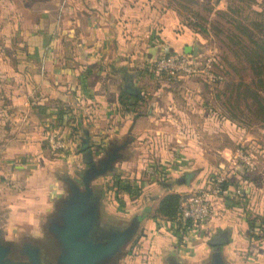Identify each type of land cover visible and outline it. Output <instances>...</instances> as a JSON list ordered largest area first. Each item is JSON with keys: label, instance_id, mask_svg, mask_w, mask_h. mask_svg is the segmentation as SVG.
I'll use <instances>...</instances> for the list:
<instances>
[{"label": "crops", "instance_id": "1", "mask_svg": "<svg viewBox=\"0 0 264 264\" xmlns=\"http://www.w3.org/2000/svg\"><path fill=\"white\" fill-rule=\"evenodd\" d=\"M198 38L185 25L175 0H0V189L17 193L0 226L6 239L19 231L38 235L53 211L61 191L56 178L43 174L56 167L44 138L48 130L58 129L68 139L75 127L84 131L76 132L77 140L70 137L68 153L59 156L71 171L82 172L110 148L125 145L112 173H124L122 183L138 186L136 196L122 190L95 193L100 205L108 204L122 216L123 223L109 224L122 228L136 220V262L159 264L161 258L162 264L168 259L213 264L219 253L223 264H264V242L249 236L247 219L258 216L251 214L249 197L237 198L229 187L211 203L204 222L178 232L177 224L184 225L179 217L174 222L152 218L158 202L170 192L208 187L212 180L197 178L182 187L177 180V189L163 190L158 185L165 180L143 182L145 161L134 158L149 149L141 141L162 133L176 136L167 129L158 131V121L163 120L158 115L164 110L166 123L177 122L169 113L178 89L190 97L199 89L195 78L167 83L153 70V61L162 54H184ZM129 84L140 98L126 91ZM122 95L138 99L135 112L121 109ZM59 110L65 111L61 119ZM82 138L88 141L84 152ZM137 142L140 148L133 147ZM149 152L156 153L151 148ZM174 166L168 170L179 165ZM104 180L105 175L93 182L102 185ZM156 185L158 194L147 197L145 191Z\"/></svg>", "mask_w": 264, "mask_h": 264}, {"label": "rangeland", "instance_id": "2", "mask_svg": "<svg viewBox=\"0 0 264 264\" xmlns=\"http://www.w3.org/2000/svg\"><path fill=\"white\" fill-rule=\"evenodd\" d=\"M175 4L185 25L199 36L193 45L199 47L200 54L213 57V70L222 80L212 85L208 81L195 78V87H199L194 93L195 97H190L179 88L175 95L176 104L169 113L177 122L166 123V112L160 110L161 115H158V118L163 120L158 121V131L167 129L179 139L176 140L174 135L162 133L157 139L141 141L142 145L149 149L146 150V155L139 154L134 158H141L145 161L144 165L156 170L151 176L143 172V182L150 184L154 179L160 180L164 177L166 182L170 181L171 186L176 188V181L187 172L195 173L192 182L197 178L229 181L249 197L247 200L251 214L264 219V121L259 118L263 114L255 105H251L250 99L244 93L245 86L250 84L253 77L244 56L249 47L246 33L250 32L255 37L264 39V0H175ZM161 76L167 83L183 84L182 80H172L163 74ZM261 96L264 97V93ZM189 100H193L194 104L188 102ZM133 147L140 148V142ZM150 148L156 153L150 154ZM124 152L127 153V150ZM47 153L50 158L53 156L48 151ZM54 159L56 167L50 174L48 171L43 173L51 180L56 178L61 191L54 202L53 211L67 194L66 185L61 180L70 178L81 186L82 174L78 169H68L59 157L55 156ZM171 163L173 165H170ZM175 163L179 165L177 169L168 170L171 166L174 168ZM105 177L110 181L113 173H108ZM105 182L104 180L102 185L92 182L91 187L103 195L108 194ZM180 184L181 187L184 185ZM230 188L236 190L235 187ZM157 191L156 185L145 193L147 197H153L158 194ZM16 194L14 189H0V226L6 223L9 215L8 202ZM53 211L36 232L39 235L27 231L25 236L40 238L42 235L44 243H47L51 237H48L45 231V224ZM100 212L110 223H123L122 216L108 204L100 205ZM130 216L132 210L125 215L127 221L124 222H128ZM0 233L3 240L10 239L12 245L23 237L19 231L7 240L1 227ZM258 237L259 244H262L264 233H259ZM50 241L54 244L52 239ZM138 241L134 239L131 242L134 243L132 249L130 243L124 249L125 252L122 251L124 255L120 257L119 264H141L136 262L140 257L136 249ZM48 257L46 254L42 259L44 264H51ZM157 261L162 264L161 258Z\"/></svg>", "mask_w": 264, "mask_h": 264}, {"label": "water", "instance_id": "3", "mask_svg": "<svg viewBox=\"0 0 264 264\" xmlns=\"http://www.w3.org/2000/svg\"><path fill=\"white\" fill-rule=\"evenodd\" d=\"M184 54L196 56L200 54V49L197 45L186 46ZM125 89L132 96L140 98L130 84ZM87 148L88 141L82 138L80 151L84 152ZM124 148L125 145L110 148L103 157L88 163L80 175L81 186L70 178L62 180L67 194L45 224V231L58 251L56 264H116V259L132 241L136 220L122 228L109 224L101 217L100 200L91 187L96 178L113 172L114 164ZM194 176L193 172H187L178 182L189 185ZM11 248L12 242L4 241L0 233V264H10ZM27 256L29 264H42L39 247L32 246ZM213 264H223L219 253L214 255Z\"/></svg>", "mask_w": 264, "mask_h": 264}, {"label": "built area", "instance_id": "4", "mask_svg": "<svg viewBox=\"0 0 264 264\" xmlns=\"http://www.w3.org/2000/svg\"><path fill=\"white\" fill-rule=\"evenodd\" d=\"M214 59L211 55L198 54L196 56L186 54H162L152 63V68L156 74L167 75L168 78H199L208 81L212 85L221 82V77L213 70ZM45 145L53 156H63L68 153L70 142L62 135L58 129H50L45 135ZM147 175H154L156 170L152 167H145ZM164 181V177L160 178ZM223 181H211L207 187H200L194 191L183 192L180 194L178 203V216L183 221H188L192 228L204 222L210 213L211 203L219 197L221 183ZM233 195L237 198L241 196V191L236 189Z\"/></svg>", "mask_w": 264, "mask_h": 264}, {"label": "trees", "instance_id": "5", "mask_svg": "<svg viewBox=\"0 0 264 264\" xmlns=\"http://www.w3.org/2000/svg\"><path fill=\"white\" fill-rule=\"evenodd\" d=\"M245 32V31H244ZM247 35V41L249 47L247 48L246 52H244V56L247 60V63L252 70L253 77L251 79L250 84L246 85V89L244 90V93L246 94V97L250 99L251 105H255L256 108L262 112L263 116H259V118L264 121V97L261 96L262 93H264V39L257 38L253 33H246ZM122 97H125V99H122ZM138 99L132 97V98H126V95H122L119 98V104L121 106V109L123 111H129V108L132 112H135V106L137 104ZM63 114H65V111L59 110L58 112V119H61L63 117ZM73 119V117H72ZM83 129H77L75 127L70 128V139H78V136L76 132L80 131L82 132ZM67 139L68 141L72 142L70 139ZM124 173H115L113 174L112 180L108 181L106 180V188L108 190V193L116 192L117 190L124 191L127 195L129 194L130 197H134L137 194L138 186L135 187L132 184H129L130 182L122 183L121 179L123 177ZM177 183V182H176ZM171 182H165L159 184V188H162L163 190H171ZM235 187L236 189L238 186L232 182L229 181H223L221 183V191L219 192V195L225 194L227 192L229 187ZM98 192V191H95ZM105 192V191H104ZM99 193V192H98ZM101 195V192H100ZM226 195V194H225ZM244 198L245 195L242 192L240 198ZM100 198V197H99ZM180 200V194L179 193H167L164 195L160 201L158 202V205L154 211V214L152 215L153 219L156 218H162L169 222L177 221L178 219V203ZM238 204V201H236ZM184 225L181 226V224H177L178 232L181 230L183 231L185 228L190 227V223L188 221H183ZM247 224L249 228V236L252 238L255 242L259 239V233H264V219L261 217H254L247 219ZM184 228V229H183ZM255 231H257L255 233Z\"/></svg>", "mask_w": 264, "mask_h": 264}, {"label": "flooded vegetation", "instance_id": "6", "mask_svg": "<svg viewBox=\"0 0 264 264\" xmlns=\"http://www.w3.org/2000/svg\"><path fill=\"white\" fill-rule=\"evenodd\" d=\"M47 235H49L48 232ZM50 240H47V243H44L42 239V235H40V238L23 236L18 243H14L12 245L11 253L9 255L10 264H29L27 254L30 252L32 246H37L40 248L41 260L44 258L46 254H48L50 263L55 264L58 251H56L55 245ZM120 259H121L120 257L117 258L115 263L118 264ZM42 264H44L43 260H42ZM166 264H179V263H177L173 259L171 260L168 259L166 261Z\"/></svg>", "mask_w": 264, "mask_h": 264}]
</instances>
